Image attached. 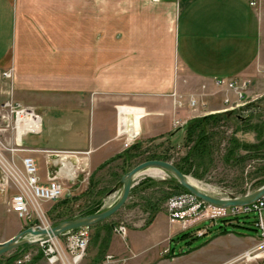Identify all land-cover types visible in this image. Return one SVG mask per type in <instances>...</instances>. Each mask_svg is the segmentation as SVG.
<instances>
[{
    "label": "crops",
    "instance_id": "0c3cea01",
    "mask_svg": "<svg viewBox=\"0 0 264 264\" xmlns=\"http://www.w3.org/2000/svg\"><path fill=\"white\" fill-rule=\"evenodd\" d=\"M254 78L264 79V0H0V103L11 98L38 115V141L22 136L16 157L34 160L42 184L48 173L62 182L76 177L73 167L118 160L124 137H182L173 120L237 101L217 81ZM54 134L69 145L55 146ZM49 151L76 154L60 167ZM159 216L165 225L153 229ZM129 229L138 237L94 239L80 264H173L186 254L168 246L182 219L157 212Z\"/></svg>",
    "mask_w": 264,
    "mask_h": 264
},
{
    "label": "rangeland",
    "instance_id": "374dc122",
    "mask_svg": "<svg viewBox=\"0 0 264 264\" xmlns=\"http://www.w3.org/2000/svg\"><path fill=\"white\" fill-rule=\"evenodd\" d=\"M239 102L242 107L240 106L234 111L240 112L241 118L250 115L249 124L264 122V79L254 78L247 82L244 96L239 99ZM193 119H188L185 123L180 122L178 119L173 120L172 128L175 129L182 126V137L181 132H178L169 140L153 139L141 142L140 149L143 152L141 156L131 160L128 170L132 166L145 161L142 160L143 157L150 154L165 155L169 157L167 162L171 164L172 161L176 162L187 150V146H184V131L187 122ZM236 127L237 125L231 121L225 124L221 122L212 124L208 128V133H210L207 142L208 148L205 150L202 159L199 160L203 173L200 168L190 166L188 172L184 175L188 180H193L196 186H199L198 189L210 197H238L245 193H250L264 184V155L262 157H252L251 152L239 149L235 155L240 158L236 160L230 159L229 161L224 160L226 149L230 144V137L232 138L233 136L244 144L257 142L253 132L249 130L234 132ZM82 136L84 139L86 138L85 133H82ZM52 137L55 139V146L67 147L69 145L67 139L61 141L62 143L60 144L57 143L59 141L57 134ZM32 139L34 142L38 141L36 135ZM194 168L196 172H193ZM125 169L127 167L122 163L121 159L111 161L93 170L83 166L79 168L73 167L76 177L72 180L64 178L60 182L63 188L62 196L55 202L40 203L48 224L52 226L53 222L59 218H75L97 204H99L97 212L110 206L120 193V186L117 185V181L123 173L122 170ZM194 173L198 176L194 175ZM172 178L169 174L153 168L139 173L131 188L133 189V187L137 186L138 182H142L141 188L137 187V190L135 189L131 194H128L123 206L113 215L102 220L104 223L95 226L90 225L86 228L89 240L84 250V255L86 252L97 248V245H94L95 242H92L96 239L97 234L99 239L103 238L105 228L110 225H122L125 228V236L127 233L128 238L138 237L133 236L135 234L132 232L129 233L128 231H131L129 228H138L144 225L148 217V205L157 202L158 212H163L166 216L175 220L182 219L185 224V229L182 232L188 233L187 238L170 242L168 245L171 246L175 253H178L179 250L183 254L186 253L173 264H263L264 260L261 258H256L250 262L234 260L243 252L254 248L258 242L255 238V232L249 223L251 220L250 216L242 218L246 222V224H243L244 227L225 225L228 233L220 235L218 234L220 231L218 226L227 222L220 223L219 219L225 217L227 210L202 203L186 192H179L164 198L169 192L167 186L170 183L167 182L171 181ZM173 180L175 179L173 178ZM9 194L8 192L5 195L0 194V242L24 229L23 227L18 228L17 222L19 221L15 222L11 214L7 216ZM52 209L53 211H51ZM242 220L240 219L239 221ZM164 221L163 216L157 217L152 228L164 227ZM229 223L235 224L234 221ZM149 233L147 232L146 234L149 235ZM138 235L142 236L145 234ZM157 235L159 234L157 233ZM113 239L118 241L120 238L115 236ZM57 242L65 256L69 258L70 254L66 249L67 241L65 237L58 236ZM39 251H41L39 244L33 243L17 258L20 262L17 263L18 260H16L13 264H48L47 257L43 254L38 259L30 262L29 259L32 256H36ZM9 253L1 256L5 257ZM24 256L27 257L24 258ZM57 264L59 263L57 262Z\"/></svg>",
    "mask_w": 264,
    "mask_h": 264
},
{
    "label": "built area",
    "instance_id": "2783aa9c",
    "mask_svg": "<svg viewBox=\"0 0 264 264\" xmlns=\"http://www.w3.org/2000/svg\"><path fill=\"white\" fill-rule=\"evenodd\" d=\"M249 5H253V3L250 2ZM2 77L8 79L10 72H3ZM216 84H224L227 91H231L236 95L237 101L233 103L234 105H230L229 109L234 110L242 105L239 99L244 96V90L247 86L246 81L224 83L220 80ZM224 103H228V101L224 100ZM191 105L192 102H190ZM38 131L39 117L33 109L22 106L11 98H7L0 103V194L10 193L8 209L22 221L23 228L46 230L51 226L44 217V211L41 209L40 203L58 200L63 194L62 185L56 172L48 173L45 183H40L34 160L31 157H16V153L22 151L20 147L21 137L27 134L36 135ZM122 135L118 133L119 137ZM132 144V138L124 137L121 146L123 150H126ZM48 154L58 157L59 166L62 167L66 164V158L75 155L76 152L49 151ZM225 209L227 214L224 218L229 220L227 223L234 221L240 225L243 220H235L236 218L250 216L249 223L258 241L254 248L243 252L234 260L247 262L254 261L256 258L264 260V194L250 204ZM111 233L124 238L125 228L122 225H112ZM58 236L65 237L67 241L66 249L70 254L69 258L65 256L58 244ZM58 236H38L30 239L39 244L42 254L47 257L48 264H57V262L59 264H78L84 256V250L89 239L86 228L68 231ZM26 257L24 256V258ZM110 259L111 256H105V260ZM19 262L18 260L17 263Z\"/></svg>",
    "mask_w": 264,
    "mask_h": 264
},
{
    "label": "trees",
    "instance_id": "16d2710c",
    "mask_svg": "<svg viewBox=\"0 0 264 264\" xmlns=\"http://www.w3.org/2000/svg\"><path fill=\"white\" fill-rule=\"evenodd\" d=\"M236 116H240V112H238L237 110H232V111H226V112H222V113H217L214 115H207V116H203V117H198V118H194L193 120H190L187 122L186 126H185V135H184V146H187V150L185 152V154L178 158V160L172 161V165L182 174L185 175L188 172V168L190 166H196L197 168L202 170V167L200 166L199 160L202 159L205 150L208 148L207 146V142L210 136V133H208V128L215 123H228V122H233L234 124L237 125V127L234 129V132H238V131H251L254 133V137L255 140L257 141L256 143L253 144H244L243 142H240L239 140H237L235 137L232 136V138H229V145L228 148L226 149L225 155H224V160L225 161H229L230 159H238L240 157H238L236 154V152L239 149H245L249 152H251L252 157L253 156H263L264 155V122H256L253 124H249V119H250V115L247 117H243L241 118H237ZM190 144V145H188ZM142 150L140 149V142H136L133 143L128 149L124 150L123 153L119 156H117L116 158L121 159L122 163L127 167V169L122 170L123 173L126 172L128 170V167H130L131 164V160L134 158H138L139 156H141L142 154ZM264 158V157H263ZM151 159H157V160H163V161H167L169 159V157L165 156V155H155V154H150L146 157H143L142 160H151ZM127 162V163H126ZM186 165L188 166L186 168ZM195 168H194V171ZM122 173V174H123ZM203 173V172H202ZM194 175H196L194 173ZM198 176V175H196ZM163 184V182H161ZM167 183L169 186H167L169 188V192L167 193V196L165 195L164 198H168L173 194L179 193V192H186L187 194H189L185 189H183L182 187H180L177 182L175 180H172ZM142 182H138L137 186L133 187V189L131 188L129 190V194H131L133 191H135V189L137 190V187L141 188L142 186ZM171 190V191H170ZM157 202H153L152 204H149L147 207V218L144 222L143 226H146L147 224H149L152 220V218L154 217L155 213H157L159 211V209L157 208L156 205ZM99 204L95 205L93 208L86 210L85 212H83L82 214L77 215L78 216H85V215H89V214H93L95 212H97L99 209ZM53 209H55V207H53ZM53 209L51 211H53ZM72 217H65V218H59L58 220L54 221L52 225L62 221V220H67V219H71ZM242 218H236L235 220H240ZM229 220L226 218H221L219 219L220 223H225L228 222ZM104 223V221L95 223L91 226H95L98 224ZM243 224H246L245 221H242L240 225L238 224H231V223H226L223 225H219V233L220 235H224L226 233H228V231L225 228V225H229V226H237V227H244ZM110 228L111 225L107 228H105L104 231V236L103 238H101L103 240V242L105 243L106 240L109 237V232H110ZM204 234V233H203ZM201 234V235H203ZM98 235V234H97ZM96 235V239L98 238V236ZM188 237V233H178L177 235H175L173 238L170 239V242L173 241H178V240H182ZM31 245H22L19 246L17 248H15L14 250H12L7 256H0V264H13L16 260H18L17 258L19 256H21ZM40 256H42L41 251H39L37 253L36 256H32L29 260L30 262H32L34 259H38Z\"/></svg>",
    "mask_w": 264,
    "mask_h": 264
},
{
    "label": "water",
    "instance_id": "95a60500",
    "mask_svg": "<svg viewBox=\"0 0 264 264\" xmlns=\"http://www.w3.org/2000/svg\"><path fill=\"white\" fill-rule=\"evenodd\" d=\"M238 119L240 116H236ZM242 119V118H241ZM158 169L162 172L169 174L172 176L177 184L185 189L191 196L200 200L202 203H205L209 206H213L216 208L225 209L228 207L234 206H243L250 204L259 198L262 194H264V184L259 188L255 189L250 193H245L242 196L234 197L229 196L227 198H213L210 197L199 189L196 186L192 185L189 180L182 175L170 162L151 159L142 161L134 166H132L129 170L123 173L117 181V185L120 186V193L117 196L116 200L107 208L85 216H79L67 220H62L48 229H30L24 228L12 237L7 240L0 242V256L7 254L14 250L15 248L22 245H30L35 241L31 240L32 237L38 236H50L56 237L68 231L77 230L80 228H87L90 225L100 222L111 215H113L117 210H119L123 204L126 202L129 194V190L134 184V181L137 175L144 170L147 169ZM114 190V189H112Z\"/></svg>",
    "mask_w": 264,
    "mask_h": 264
},
{
    "label": "bare ground",
    "instance_id": "6f19581e",
    "mask_svg": "<svg viewBox=\"0 0 264 264\" xmlns=\"http://www.w3.org/2000/svg\"><path fill=\"white\" fill-rule=\"evenodd\" d=\"M190 179V178H189ZM189 182L192 184V185H194V186H196V184H195V182L193 181V180H189ZM199 187V186H198ZM198 187L196 186V188L198 189Z\"/></svg>",
    "mask_w": 264,
    "mask_h": 264
}]
</instances>
